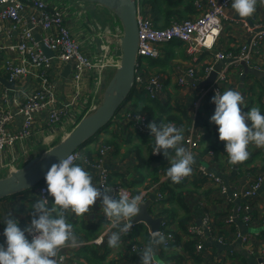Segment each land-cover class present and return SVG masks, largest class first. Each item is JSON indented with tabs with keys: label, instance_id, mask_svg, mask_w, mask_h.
<instances>
[{
	"label": "built area",
	"instance_id": "2783aa9c",
	"mask_svg": "<svg viewBox=\"0 0 264 264\" xmlns=\"http://www.w3.org/2000/svg\"><path fill=\"white\" fill-rule=\"evenodd\" d=\"M231 3L232 0H197L198 16L172 21L170 25L164 28L156 27L151 14L139 11L135 89L139 92L146 91L153 100L161 101L164 98L167 77L162 73H148L145 69V59H159L161 48L164 45L181 43L185 47L186 57L191 66L178 77L177 85L180 87L188 85L195 87L208 79L214 71H217L213 66H207L203 74L198 73L197 67L201 57L206 52L213 51L218 61L228 60L230 64L243 61L248 63L251 46L257 47L264 40V24L255 27L258 32L253 33L252 44L249 47H242L239 54L225 55L220 51H215V45L223 32L225 22L228 20L227 13L231 8ZM76 5L73 7L66 4L59 5L55 4L53 0H0V34L5 30L7 31L6 23H10L13 28L21 30L18 42L0 47L1 50L14 53L20 58L19 63L10 59L6 61L5 74L11 82H34L35 80L38 82L32 91L21 90L24 98L21 101L14 99L16 106L14 111L4 109L0 104V168L3 166L9 168L10 172L16 171L18 166L15 164L25 155V147L37 142L35 138L47 134L43 137V141L48 142V137H54L52 134L56 133L59 127L72 125L74 129L83 117L94 112L102 101V97L97 99V95L102 87L105 72L111 67L116 69L120 64L119 59L116 58L115 60L113 55L114 43L123 37V28L117 16L109 10L110 20L101 23L97 19L89 17L84 3ZM28 7L34 9V13L26 22L22 11ZM43 47L52 51L54 56L47 57ZM61 65L70 66V88L72 89L67 100L63 103L58 94L57 84L52 78V74L57 71L55 67ZM227 69L228 67L219 70L214 83L202 89L193 103L192 119L194 125L184 134L185 140L183 142L193 156L199 154V149L206 138V132L196 127L198 112L206 104L208 96L212 92L215 94L217 91H220L221 94L224 92V87L228 82ZM4 100L6 105L10 107L7 96L4 97ZM130 105L127 104L123 107L114 119L115 132L120 135L118 141L129 137V135H142L154 140L147 127L153 121L149 119L147 114L134 111ZM41 115H46L44 123H39ZM18 117H21L23 121L20 128H17ZM173 124L177 126L176 123ZM122 127H126L127 131L122 132ZM114 151V146L104 145L99 149V156L94 159L81 151H75L68 157H71L73 164L77 165L81 162L85 167L99 171L98 184L112 189L114 195L123 189L130 196H135V191L128 185L111 181L110 174L105 168V157L113 154ZM162 155L163 152L154 156L160 157ZM225 155L227 157L226 153ZM207 156L213 161L216 155L215 152L209 151ZM164 180H169L166 177V172L163 174ZM195 180L213 185L225 197L230 191L233 198L228 196L231 199L240 198V200H244V203H241L243 206L241 205L224 217V223L230 226L236 223L244 210L249 209L256 195L264 190V171L256 177L247 189L242 191L232 190L231 185L229 190L225 185L223 174L213 172L204 166L193 165L192 174L183 179L181 184ZM36 193L40 198L54 199L47 192L46 181ZM151 194L156 197V200L152 202V207L153 205L156 208L161 207L165 203L166 196L161 191V183H155L138 194L142 195V205L151 201ZM168 222V218L164 219L163 229L161 228L160 232L164 233L167 240V245L164 247L171 248L176 238L169 230L171 225L168 226ZM243 222L246 225L250 224L252 222L250 215H244ZM214 231V223L208 214L203 217L202 227L192 225L189 228V236L199 238L197 245L199 256H205L203 238L213 234ZM215 239L222 245L226 244L222 236H217ZM235 239L241 241L247 251L253 252L250 234L243 235L237 230ZM144 247L145 245L137 243L132 247V252L142 253ZM227 255L231 257L233 252L229 251ZM259 256L260 259L257 264H264V247L260 249ZM57 259L60 264L67 262L66 249L58 255Z\"/></svg>",
	"mask_w": 264,
	"mask_h": 264
},
{
	"label": "crops",
	"instance_id": "0c3cea01",
	"mask_svg": "<svg viewBox=\"0 0 264 264\" xmlns=\"http://www.w3.org/2000/svg\"><path fill=\"white\" fill-rule=\"evenodd\" d=\"M174 1L176 2V4L173 5L174 12H181L180 14L182 17L193 18L199 15V11L196 7L197 0ZM53 2L59 5L66 4L69 7L77 6L76 4L78 3H84L89 17L95 18L101 23L108 22L111 17L108 9L92 4L87 0H53ZM166 9L167 4L162 0H158L153 9L151 6H148L143 11L151 14L154 22L156 19L157 26L164 28L173 20L172 17H167L168 13ZM139 11H142L140 5ZM22 13L25 21L28 22L31 15L34 13V9L28 7L23 10ZM227 14L228 20L225 22L223 32L215 45V51H220L225 55H236L241 52L242 47H249L252 44L253 33L258 32L255 27L264 24V5L258 2L256 12L244 21L241 20L232 8L228 10ZM5 28H7V31L5 30L0 34V47L20 40L21 30L19 28H13L10 23H6ZM114 58L116 60V57ZM8 59L15 63L20 62L18 55L7 53L5 50L0 49V104L4 109H11L14 111L16 109L14 99L21 101L24 98L21 90L25 92L32 91L38 85V82L36 80L34 82L16 81L14 82V89H10L2 82V80H6L9 83L11 82L5 74V64ZM231 61L233 62V60ZM150 64H152V66ZM248 65L264 73V40H262L257 47L251 46V55L248 60ZM190 66L191 63L186 57L185 47L181 43L162 46L160 58L148 60L145 66L147 72L151 71V69L158 70L167 77V87L164 90V98L161 101L157 100L165 109L159 110L162 112H158L156 122L159 123V121H164L176 123L177 127H183L184 134L194 125V120L192 119V106L194 101L197 99L202 89L209 87L206 85L207 79L200 82L195 87L191 85L180 87L177 85L178 77L188 70ZM207 66H213L214 69L218 71L228 67V82L224 87V91L234 90L242 94L244 97V104L242 105L243 112H246L244 110L248 109L249 105L252 103L254 104L253 107H259L260 111L264 113V78L259 79L253 75H249L245 79L244 87L242 88L243 83L241 77L244 69L240 63L230 64L228 60L218 61L213 51L203 54L197 67L198 73L200 75L203 74ZM66 67V65L56 66L55 69L57 71L52 74L53 81L57 84L58 94L60 95L62 103L67 100L69 92L72 91L70 88V73L67 77L65 76ZM114 72L115 69L112 67L105 72L104 76L107 77V81L110 80ZM103 93L104 91L101 87L97 99L101 98ZM5 96H7L10 107L6 105V101L4 100ZM214 96L215 93L212 92L211 95L208 96L206 104L198 112V115H202V119L211 126L210 130H208L207 126L203 127L198 125L196 120V127L205 131L208 140L210 138L213 141L216 139L214 134L216 126L210 123V118L215 112V105L212 103V98ZM178 110H188V115L191 119L186 120L184 115L180 116ZM170 115L177 118L178 121H169L168 117ZM40 118L41 120L39 123H44L46 121V115H41ZM22 122V118L18 117L17 128L22 126ZM111 126L100 135L102 136L105 133L106 137L102 138H106L105 141L114 143V148L116 147V154H114V151L113 154L105 157V168L110 174L111 181L128 185L135 191L136 195L147 190L155 183H161V191L165 193L166 201L161 207L156 208L153 205L150 213L154 218H172V225L169 230L175 235L176 241L174 244L177 243L178 237L181 241L180 244L172 245L171 248H165L162 245L156 253V264H257L260 259L259 251L264 247V190H261L256 195L249 209L241 213V217L236 221L237 225L230 226L224 223V217L240 207L242 205L241 203H244V200H240V198L233 200L228 195L225 197L221 195L220 191L213 185L202 182L200 186L198 185L199 188L197 190L190 187V190L185 191V201L190 209V213L188 216H184L185 214L179 209L177 202H175L172 197L171 189L169 188L170 184L168 183L170 180L163 181V174L170 161L165 158L164 155L160 157L152 155L154 140L142 135H133L132 137L134 138L131 142H125L130 137L129 135V137L127 136V138L122 140L123 142L118 141L119 139L116 140V138L113 142L112 135L114 134L116 136L118 133L115 132L116 128L114 124ZM72 127V125H70V127H59L57 132L52 134L54 137H48V142L43 141V137L47 134L35 138L37 142H33L31 145L25 147V155H23L15 165L20 168L27 161H30L48 150L52 145H55L57 141L59 142L63 137L67 136L72 131ZM124 131H127L126 127H122V132ZM208 133H210V136ZM100 136L97 142L89 144L83 150L85 155H87V152H92V157H90L92 159L98 157L99 149L106 145L104 144V139H101ZM208 140L205 138L203 145L199 149V154L194 156V165L207 166L206 168L213 172L221 173L224 177H231L230 185L232 190L242 191L247 189L256 177L264 171V149H258L254 145H250L249 159L240 164V169L238 173L235 174L234 169L232 171V166L228 163V159L225 155H221L218 161L215 156V159L211 161L208 156L202 154ZM183 146L186 147L184 143ZM95 148H97V150ZM77 165L82 166L92 176L93 183L99 185V171L87 168L81 162ZM9 173V168L3 166L0 168V177H4ZM193 182L199 181H191L185 185L189 186ZM150 196H152V194ZM50 201H54V199ZM34 203L33 194H31V196H19L14 200H6L0 203V244L5 243V237L3 236L5 224L3 221L12 215L13 218L19 221L21 228H24L30 222V211ZM205 214L210 215L211 218L214 219L215 231L213 234L206 235L203 238L202 242L205 256L202 257L197 254L200 258L191 257L184 251L183 244L190 238L188 229L192 225H196L199 219L203 220ZM244 215H250L252 219L250 224L246 225L243 222ZM180 217H191L187 225V233L179 227L178 220ZM68 222L73 224L75 234L78 239L82 241V244L77 248L66 247L60 251L61 253L66 249L68 260L65 264H89L87 261L77 256L79 250L87 245H95L101 254L109 256L106 264H108L110 260L117 261V264H140L139 255L141 253H133L132 247L137 243L146 245L153 233L152 228L146 223H134V227L131 231L127 235L122 236L121 246L119 248H109L107 244L108 236L117 229L111 227L109 224L107 218L100 210L99 201L90 213H86L83 217L77 218L74 214H69ZM237 230L242 234L245 233L252 236L253 252L247 251L241 241L235 239ZM217 236L224 237L226 244L222 245L219 243L215 239ZM97 241H99V243H97ZM238 242H240V245ZM235 247L238 248V251ZM229 251L233 252V256L230 257L227 255ZM174 255L176 256L175 260H173ZM157 257H159V259Z\"/></svg>",
	"mask_w": 264,
	"mask_h": 264
},
{
	"label": "clouds",
	"instance_id": "9594fccd",
	"mask_svg": "<svg viewBox=\"0 0 264 264\" xmlns=\"http://www.w3.org/2000/svg\"><path fill=\"white\" fill-rule=\"evenodd\" d=\"M258 2L264 5V0H232L231 8L244 21L256 12ZM212 103L215 112L210 123L218 128L230 165L246 162L250 145L264 149V115L259 107L243 112L244 97L234 90L222 94L217 91ZM147 127L154 138L152 155L163 152L170 161L165 169L166 177L173 184L181 183L192 174L195 164L193 154L183 146V127L156 120ZM45 180L47 192L54 201L37 199L31 207L30 222L23 229L12 215L3 221L5 243L0 244V264H59L57 257L63 248H77L82 244L73 224L68 222V215L83 217L98 201L111 227L117 229L108 236L109 248L121 246L122 236L130 232L134 218L141 214L142 195L130 196L123 189L114 195L112 189L94 184L92 176L82 166L73 164L71 157L54 163ZM162 245H167L164 233L154 231L139 255L140 264H155L156 253Z\"/></svg>",
	"mask_w": 264,
	"mask_h": 264
},
{
	"label": "water",
	"instance_id": "95a60500",
	"mask_svg": "<svg viewBox=\"0 0 264 264\" xmlns=\"http://www.w3.org/2000/svg\"><path fill=\"white\" fill-rule=\"evenodd\" d=\"M92 4L99 5L113 12L119 19L123 28V37L115 42L113 55L119 59L120 64L115 69L110 80L103 77L102 89L104 94L98 108L89 115L83 117L77 126L58 143L52 145L48 150L27 161L22 167L14 172H10L4 177H0V201L12 196L30 191L45 181L47 171L54 163H58L60 158H66L73 152L80 149L88 141L109 126L115 119L118 112L126 105L131 93L135 88V79L138 61V13L139 0H87ZM39 39V37H38ZM47 57L54 56L47 47H43ZM244 72L241 77L244 82L247 76L253 75L259 79L264 78L261 70L249 67L247 62H240ZM70 73V66L66 67L65 76ZM218 76V70L214 71L207 79L206 85L214 83ZM10 89H14V82L2 80ZM207 167V166H205ZM235 174L238 173L240 165L233 166ZM225 185L230 190L231 177H224ZM228 195L233 198L229 191ZM156 200L153 195L151 201L142 205L141 214L134 218L133 223L143 222L152 228V232L161 231L164 217L154 218L151 213L152 202ZM203 220L199 219L196 227H202ZM245 233H243L244 235ZM240 245V242H238ZM238 251V248L235 247Z\"/></svg>",
	"mask_w": 264,
	"mask_h": 264
},
{
	"label": "trees",
	"instance_id": "16d2710c",
	"mask_svg": "<svg viewBox=\"0 0 264 264\" xmlns=\"http://www.w3.org/2000/svg\"><path fill=\"white\" fill-rule=\"evenodd\" d=\"M158 0H139V5L141 7V10H145L148 6H151L152 9L153 7L156 5ZM167 4V17L168 18H173L172 21L175 20H182L185 19L186 17H182V15L179 12H174L173 9V5L176 4V2L174 0H162ZM144 12V11H143ZM171 21V22H172ZM155 25L157 26V22L155 19ZM170 25V24H169ZM162 28V27H159ZM150 61L151 59H145V62ZM152 66V64H150ZM149 65V66H150ZM148 73H152L151 71H149ZM159 101L157 100H153L150 98V96L148 95V93L146 91L143 92H139L137 91V89L134 88L133 92L131 93L129 99L127 100V102L125 103L127 104H131L130 106H132L131 108L134 109V111L138 112V113H145L148 115L149 119L151 121H154L157 119L158 117V112L161 113L162 111H159L160 109H165L164 107L161 106L160 103H158ZM125 105V106H126ZM254 104H250L249 108L244 110V111H248L253 107ZM124 106V107H125ZM178 112L180 113V116L184 115V118L186 120H190V116L188 115V110H178ZM262 115H264V113L261 112ZM169 121H178L177 118L173 117L172 115H170L168 117ZM197 124L201 125L203 127L207 126L208 130H210V125H208L203 119H202V115H198L197 118ZM250 124V122H248ZM114 124V121L107 126L104 130H107L110 128L111 125ZM199 126V127H201ZM216 126V125H215ZM201 127V128H203ZM103 130V131H104ZM103 131H101L99 134H97L93 139H91L90 141H88L85 145H83L80 149H78L77 151H81L83 152V150L91 143L97 142L99 139V136L103 133ZM210 136V133H208ZM214 134H215V141L211 140L209 138L208 140V136H206V140H208L207 145L204 147V150L202 152L203 155L208 154L209 151H213L215 152L216 155V160L218 161V159H220L221 155H225V144L223 142H221L219 140V133H218V128L217 126L214 129ZM133 135H130V137L125 141V142H131V140L134 138L132 137ZM145 137V136H144ZM116 138V140L118 138H120V135L117 134L116 136L113 134L112 135V141L114 142V139ZM127 138V137H126ZM124 140V139H123ZM122 140H120L121 142ZM118 142V141H117ZM123 142V141H122ZM106 145H111V146H115L114 143H111L109 141H105ZM116 154V147H115V153ZM87 155L89 157H92V152H87ZM226 156V155H225ZM46 181V180H45ZM44 181V182H45ZM199 181V180H198ZM41 183L39 184L37 187H35L34 189L12 196L8 199H4L3 201L6 200H14L16 198H18L19 196H31V194H33V198H34V202H36L37 199H39L40 197L38 196V194L36 193V191L44 184ZM204 182V181H199V182H193L191 185L186 186L185 184H173L171 181H169L168 183L170 184V189H171V194L172 197L174 199L175 202H177V205L179 207L180 210L183 211V213L185 214L184 216H188V214L190 213V209L188 207V205L186 204L185 201V191L190 190V187L194 188V189H198L200 184ZM125 185V184H124ZM199 185V186H198ZM174 216L176 217V215L174 214ZM169 222H168V226L172 225V218L168 217ZM171 219V220H170ZM191 220V217H180V219L178 220L179 223V227L181 228V230L186 231L187 233V225L189 224ZM214 221V219H212V222ZM235 226L237 225V223L234 224ZM163 229V228H162ZM189 230V229H188ZM189 235V234H188ZM185 242V244H183V248L184 251L189 254V256L191 257H195V258H200L199 256H197V245L199 243V238L198 237H191ZM181 241L179 239V237L177 238V243L176 244H180ZM135 244V243H134ZM133 244V245H134ZM173 243V246L176 245ZM132 245V246H133ZM166 248V247H165ZM77 256H79L80 258L84 259L85 261H87L89 264H106L107 259H109V256H107L106 254H101L100 251L96 248V246L94 245H87L86 247H84L83 249H80L79 252L77 253ZM176 256H173V260H175ZM108 264H117V261L115 260H110V262Z\"/></svg>",
	"mask_w": 264,
	"mask_h": 264
},
{
	"label": "rangeland",
	"instance_id": "374dc122",
	"mask_svg": "<svg viewBox=\"0 0 264 264\" xmlns=\"http://www.w3.org/2000/svg\"><path fill=\"white\" fill-rule=\"evenodd\" d=\"M151 71H152V73H154V74H156V73L159 74V73L161 72V71L153 70V69H151ZM103 94H104V93H103ZM103 94H102V95H103ZM111 127H112V126H111ZM102 137H106V134L104 133L102 136H100V138H101V139H104V141H105L106 138H102ZM57 142H58V141H57ZM57 142H56V143H57ZM101 143H102V142H101ZM95 149L97 150V148H95ZM169 164H170V162H168L167 166H169ZM157 258L159 259V257H157ZM160 260H161V259H160Z\"/></svg>",
	"mask_w": 264,
	"mask_h": 264
}]
</instances>
